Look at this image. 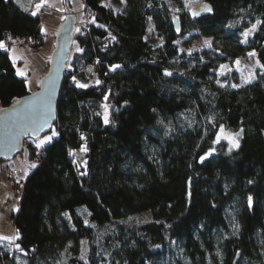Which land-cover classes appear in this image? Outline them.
Instances as JSON below:
<instances>
[{
  "label": "trees",
  "instance_id": "obj_1",
  "mask_svg": "<svg viewBox=\"0 0 264 264\" xmlns=\"http://www.w3.org/2000/svg\"><path fill=\"white\" fill-rule=\"evenodd\" d=\"M106 1L83 0L94 17L74 35L83 51L71 52L58 117L40 137L58 135L39 148L29 140L37 167L13 215L16 247L0 251V264H264V67L239 87L214 81L217 62L252 50L264 65V0H113L126 3L120 15ZM205 1L212 11L193 19ZM152 19L162 44L148 37ZM42 23L35 5L0 0L4 44L36 49ZM249 24L258 30L244 43ZM196 30L233 45L217 57L181 50L177 40ZM28 94L0 48L2 107ZM221 126L243 129L238 148L215 143ZM144 211L150 222L130 217Z\"/></svg>",
  "mask_w": 264,
  "mask_h": 264
},
{
  "label": "rangeland",
  "instance_id": "obj_2",
  "mask_svg": "<svg viewBox=\"0 0 264 264\" xmlns=\"http://www.w3.org/2000/svg\"><path fill=\"white\" fill-rule=\"evenodd\" d=\"M194 1V0H193ZM197 1V0H196ZM20 3L25 6L27 4L36 5L41 3V0H20ZM107 6L112 8V11L116 15L124 10L126 3L123 1H113L109 0L104 2ZM71 6L74 11V15L77 17L76 31L77 29H87V21L90 18L87 13H85V5L83 0H48L36 11L41 13L42 32H43V42L33 49L31 41L27 39H13V47L10 49L13 61L16 64L17 72L23 71L25 75L23 77L27 78L28 87L31 89L30 92H36L41 84V79L47 73V67L49 59L54 51L56 45V35L59 27L61 26L63 20L66 18L69 6ZM89 17V18H88ZM180 24V22H179ZM253 25L249 24L246 26L245 31L251 29ZM257 25H256V29ZM255 31L247 37L245 42L243 33L240 36L241 41L244 43H250V39L255 33ZM148 37L152 44L159 45L162 44L164 39L159 34V29L157 23L152 19V27L148 33ZM11 41V40H10ZM205 41L211 42V47L205 44ZM179 48L188 53H200L202 55L204 51L213 54L214 56L222 55L221 48L224 46L233 45L230 41H226L221 37H215L213 35H205L202 32L190 31L185 35V37L177 40ZM80 48L79 42L74 40L71 46L74 52L77 48ZM255 53L254 56L248 54H242L237 58H229L227 61L217 62V67L215 68V73L217 74L214 78L215 85H225L229 83L232 85H244L247 84L245 81L251 78V81L258 79L262 73L260 62L258 61V56L255 51H250V53ZM204 62L208 60L203 57ZM240 61V65L236 64V61ZM226 66L221 69V66ZM93 69H91L92 71ZM91 75V73H89ZM92 81V79H90ZM105 115V108H104ZM107 110V115H108ZM224 129V128H223ZM229 134H232L224 129V133L221 131L217 134L220 135V141L226 139L229 143L230 140L226 138ZM216 136V138H217ZM43 137H40L42 139ZM237 139L236 137H234ZM40 139L29 138L24 143L23 150L8 161H4L2 164V175L0 177V251L2 249L12 250L16 247L15 239H3V237H17L15 223H14V213L18 209V197L21 193V188L17 185L16 181L12 177V172L10 173V168L16 169L18 171L19 178L25 179L33 170L30 167L31 164L35 163L37 165L38 158H33L31 156L30 147H28L29 140L39 143ZM238 140V139H237ZM231 145V143H230ZM232 147V146H231ZM39 154V152L37 153ZM36 154V155H37ZM136 221L140 222H150L153 216L148 211L140 212L138 214H132L130 216ZM81 255L82 260H87L88 252V241L82 239ZM19 259V258H18ZM58 264V263H57Z\"/></svg>",
  "mask_w": 264,
  "mask_h": 264
},
{
  "label": "water",
  "instance_id": "obj_3",
  "mask_svg": "<svg viewBox=\"0 0 264 264\" xmlns=\"http://www.w3.org/2000/svg\"><path fill=\"white\" fill-rule=\"evenodd\" d=\"M205 6L211 7L210 2L195 4L190 10L191 17L195 19L206 14L208 11L205 10ZM193 12H196L197 15L193 16ZM175 22L179 27L177 18ZM76 23L77 17L69 6L66 19L62 22L56 35V45L49 59L48 73L42 77L38 90L20 98L19 103L15 102L0 108V177L3 171V161H8L16 156L23 148L27 138L36 139L40 138L43 133H48L58 117V100L68 58L72 51L71 46L75 40ZM45 119L48 123L33 133V130L37 129Z\"/></svg>",
  "mask_w": 264,
  "mask_h": 264
},
{
  "label": "snow or ice",
  "instance_id": "obj_4",
  "mask_svg": "<svg viewBox=\"0 0 264 264\" xmlns=\"http://www.w3.org/2000/svg\"><path fill=\"white\" fill-rule=\"evenodd\" d=\"M47 2H48V0H41V3H40V4H37V5H36V8L39 9L44 3H47ZM186 3H187V0H186ZM106 6H107V5H106ZM205 10H206V11H211L212 9H211L210 6H205ZM35 14H36V13L33 12V15H35ZM195 15H197V13H196V12H193V16H195ZM257 23L259 24V23H261V22H260V21H257ZM255 29H256V25H253V27H252L251 29H248V30H246V31L243 33V36H244L245 42L247 41V37H248L249 35H251V34L255 31ZM177 30H179V29H177ZM77 31H80V29H77ZM9 38H11V37H9ZM113 39H115V37H113ZM205 44H206L207 46L211 47V42H210V41H205ZM4 47H5L4 42H3V41H0V48H4ZM77 51L82 52L83 49H81V48L78 47V48H77ZM249 55H250V56H254L255 53H254V52H253V53H249ZM236 64L239 66V65H240V61L237 60V61H236ZM116 67H119V66H118V65H115V66H113V69H115ZM225 67H226V66H223V65L221 66L222 72H223V69H224ZM261 67H264V65H261ZM18 74L21 75V76H24V75H25V73H24L23 71L18 72ZM165 74H166V75H171L172 73L166 71ZM72 79L75 80V77L73 76ZM245 82H246V83H250V82H251V78H249V80H247V81H245ZM96 83L99 84L100 81L97 80ZM77 86L80 87V88H85V89L89 87L88 84L79 83V82H77ZM232 87H238V85H232ZM30 90H31V89L29 88V91H30ZM34 95H35V94H34ZM105 99H107V97H105ZM16 103H19V99L16 100ZM104 108H105L104 123L107 124V123L109 122V120H108V115H107L108 105H104ZM47 123H48V121H47V119H45V120L43 121V123H41V124L38 125V128H37V129H34V130H33V133H35V131H38L39 129H42V128L44 127V125L47 124ZM242 132H243V129H240L239 132H237V133H235V134H229L228 136H226V138L230 140V143H231V146H232V147H236V148L239 147V141H238L237 139H235L234 137H238V136H240V135L242 134ZM223 133H224V129H223V126H221V134H223ZM54 135H58V133H55V131H53L52 135H45L42 139L39 140V143L37 144V147L39 148V147L43 146L45 143L50 142V141L52 140V138H53ZM81 137H82V139L84 138V137H83V134H81ZM219 141H220V135L217 136V139H216L215 143H219ZM81 151L86 152V151H87V148H86V147H83V148L81 149ZM214 151H215L214 148H213V149H210L207 153H205L204 156H201V157H200V161H201V162H204V160L206 159V157L211 156L212 153H213ZM229 151H231V147L229 148ZM82 163L86 166L87 161H83ZM30 167H31V168H35V167H37V165H36L35 163H33V164L30 165ZM248 199H249V204L251 205L252 197L249 196ZM85 223H87V221H85ZM18 238H19L18 236H17V237H3V239H18ZM17 247L19 248L20 246L17 244Z\"/></svg>",
  "mask_w": 264,
  "mask_h": 264
},
{
  "label": "built area",
  "instance_id": "obj_5",
  "mask_svg": "<svg viewBox=\"0 0 264 264\" xmlns=\"http://www.w3.org/2000/svg\"><path fill=\"white\" fill-rule=\"evenodd\" d=\"M88 16H90V17H94V11L92 10V9H90L89 11H88ZM11 41H9L8 43H5V48H7V49H11L12 47H13V39L12 38H9ZM11 170H10V173L12 172V177H13V179L16 181V183H17V185L20 187V188H22L24 185H25V182H26V179H23V178H19V176H18V171L16 170V169H12V168H10Z\"/></svg>",
  "mask_w": 264,
  "mask_h": 264
},
{
  "label": "crops",
  "instance_id": "obj_6",
  "mask_svg": "<svg viewBox=\"0 0 264 264\" xmlns=\"http://www.w3.org/2000/svg\"><path fill=\"white\" fill-rule=\"evenodd\" d=\"M2 107L1 103H0V108Z\"/></svg>",
  "mask_w": 264,
  "mask_h": 264
}]
</instances>
